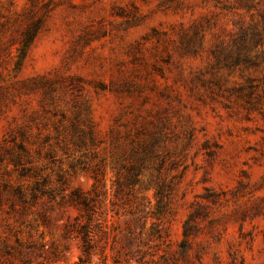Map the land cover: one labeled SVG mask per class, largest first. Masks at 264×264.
Returning <instances> with one entry per match:
<instances>
[{
    "label": "rangeland",
    "instance_id": "obj_1",
    "mask_svg": "<svg viewBox=\"0 0 264 264\" xmlns=\"http://www.w3.org/2000/svg\"><path fill=\"white\" fill-rule=\"evenodd\" d=\"M85 214L90 264H264V0H0V264Z\"/></svg>",
    "mask_w": 264,
    "mask_h": 264
},
{
    "label": "trees",
    "instance_id": "obj_2",
    "mask_svg": "<svg viewBox=\"0 0 264 264\" xmlns=\"http://www.w3.org/2000/svg\"><path fill=\"white\" fill-rule=\"evenodd\" d=\"M82 147V146H81ZM17 151L23 153L24 152V147L22 144H18L16 146ZM15 165H20V158L17 157L15 160ZM79 167L82 170H85V164L80 161H76L75 164L71 166V168ZM102 168H103V163L99 162L98 164L94 165V167L91 169L94 178L98 181L99 176L102 174ZM37 186H35L29 195L26 197L21 189L16 188L14 190V195L18 199L19 203L21 206L25 205H33V203L36 201L38 198V193L36 192ZM70 198L72 201L76 202L78 205L81 206V209L87 213L91 212L92 207H93V202L94 198H85V197H80L76 192H71ZM85 221L84 223H77L75 222L73 225H70L68 227V231H73L76 233L77 237L79 238L80 241V251H81V256L78 258L77 264H90L91 261V255L93 252V249L95 247V236L97 235L99 231V223L97 220H93L92 216L85 214Z\"/></svg>",
    "mask_w": 264,
    "mask_h": 264
}]
</instances>
